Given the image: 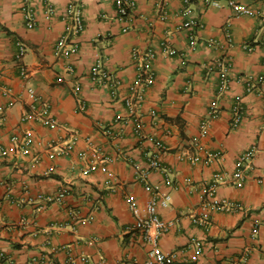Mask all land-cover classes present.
Returning a JSON list of instances; mask_svg holds the SVG:
<instances>
[{"label": "crops", "instance_id": "obj_1", "mask_svg": "<svg viewBox=\"0 0 264 264\" xmlns=\"http://www.w3.org/2000/svg\"><path fill=\"white\" fill-rule=\"evenodd\" d=\"M238 1L255 15L237 16L228 0L219 6L135 0L129 19L119 16L115 0H31L30 28L25 0H0V264H143L151 246L133 229L129 197L143 207L151 195L139 178L158 152L148 136L168 147L159 152L162 168L149 178L173 197L160 210L175 222L160 239L162 249L177 252L182 264H264V0ZM72 3L84 24L78 34L67 14ZM191 21L198 25L185 27ZM62 36L75 52H57ZM20 43L26 47L21 62ZM149 49L156 52L155 82L132 109L125 98L142 62L134 52ZM97 63L119 81L116 95L93 80ZM30 87L50 104L59 126L23 119ZM213 103L219 116L202 136ZM238 103L244 115L235 125ZM253 147L255 156L238 180V157ZM217 151L224 154L220 160L203 162ZM197 153L202 159L192 162ZM91 164L96 169L83 172ZM217 173L216 197L241 208L209 209L208 223H198L203 189ZM62 187L69 193L59 201ZM193 239L203 247L195 262Z\"/></svg>", "mask_w": 264, "mask_h": 264}, {"label": "built area", "instance_id": "obj_2", "mask_svg": "<svg viewBox=\"0 0 264 264\" xmlns=\"http://www.w3.org/2000/svg\"><path fill=\"white\" fill-rule=\"evenodd\" d=\"M31 0H25L23 4V12L26 18V24L28 27L32 28L35 26V16L34 10L30 3ZM206 6H219L221 4V0H203ZM184 2L189 5L191 0H184ZM117 12L121 18H131L135 0H115ZM228 5L233 9L234 13L237 16L241 15H248L253 16L255 15V10L250 6L238 1V0H228ZM190 10V9H189ZM187 9V11H189ZM68 16L72 18L73 27L72 30L74 33L78 34L83 30L84 24L83 19L81 16V12L79 9H76L75 5L72 3L70 4L68 11ZM198 24L194 21L186 22L185 27H192L197 26ZM192 47L196 46L197 43V36L195 32L190 33L189 35ZM165 51L168 53H173L172 50L165 42L163 43ZM252 50L251 47L248 48ZM77 50L76 45H71L67 36H62L57 44V52L63 54H69L70 51L75 52ZM26 54V47L24 44L20 43L19 51L16 54V60L22 61ZM136 57H140L142 55V62H140L138 67V76L135 81L130 86L131 92L129 95L126 96L125 101L128 107L134 108L137 102L142 99V93L146 87L151 86L155 82V73L152 68V61L156 56V52L153 49L147 50L144 54L135 51L134 52ZM21 71L23 75L28 74V69L25 64L21 65ZM92 78L94 81L100 82L102 84H108L112 89V94L116 95L119 88V81L112 78V76L105 71L100 63H97L92 68ZM260 81H264V78L261 77ZM227 87V79L225 74L223 75V81L221 83L220 91H224ZM249 91L254 90V85L249 84L248 86ZM28 94L31 98L30 110L27 112L23 119H33L35 121H39L44 125L50 127L59 126L57 120L51 114V106L50 104L43 100L36 92L34 88H28ZM244 115V108L242 104L238 103L234 107L233 110V123L239 124L242 121ZM218 108L216 103L212 104V107L209 111V118L204 119L201 123V135L208 136L210 133V125H211V118L218 117ZM138 129L141 127V124L138 123ZM22 138V137H21ZM14 140L20 139L19 136H15ZM147 140L152 142L155 147L157 148L158 152L151 154L149 156L148 165L140 170L139 178L141 181L144 182L145 189L151 194L149 200L146 202L145 206H141L138 200L130 196L129 197V207L135 216V222L133 225V229L139 230L143 233L145 240L150 244V250L148 253V259L143 264H182V261L178 259L177 252L172 251L166 253L162 247L160 246V239L161 237L170 231L175 222L173 220H167L163 218L160 214V210L164 208H168L173 200L172 193L169 191H164L160 188L157 184H152L149 181V178L153 171L159 170L162 168V162L159 157V152L167 151V145L153 136L146 137ZM23 143L25 146H29L32 144V138L26 134L22 138ZM193 145L196 148L202 149L200 140L195 138L193 140ZM256 153V149L250 148L240 154L238 157L236 167V179L243 180L245 177V171L248 165L250 164L251 160L254 158ZM224 156L222 151H217L213 153L207 154V157L203 160L205 164H210L212 161L220 160ZM189 159L192 162H199L202 158L197 154H191ZM96 169L94 164L89 165L84 169L83 172H91ZM222 179V175L217 173L215 178L212 182L206 184L203 189L204 198H203V208L205 212L202 215V218H196V222L207 224L209 219V209L214 210H231L234 207L241 208L240 205L231 204L226 200H220L216 197V190L217 184ZM69 193V189L67 187H62L56 195V200H63ZM256 231L254 232V235ZM192 244L197 247V253L192 257V261L195 262L198 260L199 255L201 254L203 247L201 246L200 242L193 239Z\"/></svg>", "mask_w": 264, "mask_h": 264}]
</instances>
